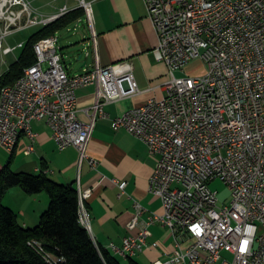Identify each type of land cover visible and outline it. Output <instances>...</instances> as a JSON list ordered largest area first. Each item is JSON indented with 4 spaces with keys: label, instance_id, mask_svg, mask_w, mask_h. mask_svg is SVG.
<instances>
[{
    "label": "built area",
    "instance_id": "1",
    "mask_svg": "<svg viewBox=\"0 0 264 264\" xmlns=\"http://www.w3.org/2000/svg\"><path fill=\"white\" fill-rule=\"evenodd\" d=\"M79 1L92 25V4ZM145 3L159 36L156 58L168 66L166 94L117 115L112 127L146 143L155 159L150 191L161 198L163 213L143 220L146 209L135 202L127 226L137 233L121 246L111 242L109 249L134 258L147 246L149 227L161 223L173 235L174 247L154 264H264V0ZM67 12L65 6L46 16L29 0H0V53L24 46H6L12 34ZM34 50L36 64L1 92L0 148L14 151L13 139L22 133L35 141L32 124L45 121L60 149L77 147L80 163L87 160L95 168L100 161L88 144L96 121L110 118L108 103L141 93L133 61L97 64L70 75L57 34L40 39ZM198 58L207 65L204 75H177ZM89 85L96 86V101L84 109L88 120H82L78 90ZM112 180L125 194L128 182ZM216 180L228 187V199L220 200L212 187ZM77 189L84 197L79 221L90 228L87 201L94 190L80 184Z\"/></svg>",
    "mask_w": 264,
    "mask_h": 264
},
{
    "label": "crops",
    "instance_id": "2",
    "mask_svg": "<svg viewBox=\"0 0 264 264\" xmlns=\"http://www.w3.org/2000/svg\"><path fill=\"white\" fill-rule=\"evenodd\" d=\"M29 1L46 16L58 14L65 6L68 11L80 7L79 0ZM86 1L92 4L93 24L84 16L66 28L72 33L58 36L59 51L68 73L75 75L91 70L97 64L105 67L130 59L135 65L134 74L141 93L108 103L106 110L110 118L96 121L88 144L90 155L100 161L95 168L87 160L80 163L77 147L60 149L45 121H34L32 127L37 134L35 141L27 133H22L13 153L0 148V172L13 157L11 167L14 171L37 173L44 164L46 174L59 183L76 187L80 184L83 189L93 188L94 193L87 201L91 214L88 230L98 245L109 249L111 242L121 246L126 236L137 233V230H130L127 226L134 216L135 202L146 209L143 220L152 213H163L161 198L150 191L154 157L149 154L142 140L126 129L115 130L112 119L128 109L144 105L152 97L164 96L168 66L156 58L159 36L149 17L145 0ZM20 43L25 42L19 41L15 46ZM81 54L83 56L80 58ZM0 57V63L8 65L15 59L12 53H0ZM96 90L95 85L78 90L79 117L82 120H88L84 109L95 104ZM32 144L33 150L28 151ZM113 178L128 182L125 194L120 195L121 190ZM8 196L9 204L6 203ZM4 203L17 212L22 226L32 228L39 224L41 216L48 209L49 196L45 192L29 195L21 188L14 187L6 194ZM149 228L151 235L147 246L134 257L139 264H154L155 261L164 260L174 247L173 235L167 227L155 223ZM155 242L159 244L153 247ZM118 258L130 264V258Z\"/></svg>",
    "mask_w": 264,
    "mask_h": 264
},
{
    "label": "trees",
    "instance_id": "3",
    "mask_svg": "<svg viewBox=\"0 0 264 264\" xmlns=\"http://www.w3.org/2000/svg\"><path fill=\"white\" fill-rule=\"evenodd\" d=\"M84 16L86 11L80 6L49 24L36 27L17 59L0 75V97L3 88L14 85L27 68L36 64L34 46L40 39L58 34ZM12 159L0 172V264H123L109 249L98 245L79 221L76 186L50 178L44 164L37 173L14 171ZM14 187L29 195L48 194V209L35 227L22 226L17 212L4 203L6 194ZM30 241H35V246ZM130 264L139 263L131 258Z\"/></svg>",
    "mask_w": 264,
    "mask_h": 264
},
{
    "label": "rangeland",
    "instance_id": "4",
    "mask_svg": "<svg viewBox=\"0 0 264 264\" xmlns=\"http://www.w3.org/2000/svg\"><path fill=\"white\" fill-rule=\"evenodd\" d=\"M50 16V15H48ZM69 27V26H68ZM66 27V28H68ZM66 28H63L62 30H60L58 32V36L60 37H64L66 34H70L72 32H69ZM36 28H29L25 31H18L17 33L19 34H14L12 38H8V42L6 43V46L8 44L15 46L16 44H18L19 41H23V42H27L29 37L36 31ZM60 34V35H59ZM63 35V36H61ZM14 38V39H13ZM21 52V48H18L15 52L12 53V55L15 57V59H17V57L19 56ZM1 57H0V62H1ZM14 59V60H15ZM9 68L8 64H1L0 63V75L3 74L5 71H7ZM207 72V65L206 63L201 60L200 58L193 60L192 62H190L185 68L184 71L182 70H178L177 71V75L178 76H186V75H191V76H202ZM18 145V144H17ZM17 147V146H16ZM8 157L9 154L7 153ZM212 187L216 190L219 191V197L221 201H224L226 199H228L230 197V191L228 189L227 186H225V184L221 181V180H216L212 183ZM10 202V196H8V201ZM9 204V203H7ZM123 264H128L127 262L123 261Z\"/></svg>",
    "mask_w": 264,
    "mask_h": 264
},
{
    "label": "bare ground",
    "instance_id": "5",
    "mask_svg": "<svg viewBox=\"0 0 264 264\" xmlns=\"http://www.w3.org/2000/svg\"><path fill=\"white\" fill-rule=\"evenodd\" d=\"M18 141L19 139H13V146H16ZM78 194H79V190H78ZM79 206H84V197H80V195H79ZM87 229H90V228H87ZM31 242L36 244L35 241H31Z\"/></svg>",
    "mask_w": 264,
    "mask_h": 264
},
{
    "label": "water",
    "instance_id": "6",
    "mask_svg": "<svg viewBox=\"0 0 264 264\" xmlns=\"http://www.w3.org/2000/svg\"><path fill=\"white\" fill-rule=\"evenodd\" d=\"M83 56V54L79 55V57L81 58Z\"/></svg>",
    "mask_w": 264,
    "mask_h": 264
}]
</instances>
